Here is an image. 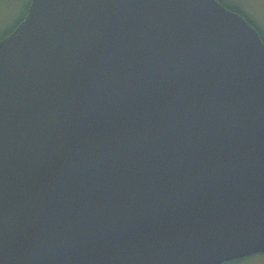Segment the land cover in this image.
<instances>
[{
  "label": "water",
  "instance_id": "obj_1",
  "mask_svg": "<svg viewBox=\"0 0 264 264\" xmlns=\"http://www.w3.org/2000/svg\"><path fill=\"white\" fill-rule=\"evenodd\" d=\"M264 254V41L218 0H32L0 41V264Z\"/></svg>",
  "mask_w": 264,
  "mask_h": 264
},
{
  "label": "rangeland",
  "instance_id": "obj_2",
  "mask_svg": "<svg viewBox=\"0 0 264 264\" xmlns=\"http://www.w3.org/2000/svg\"><path fill=\"white\" fill-rule=\"evenodd\" d=\"M31 0H0V37L13 28L26 14ZM249 16L264 28V0H238ZM252 260L243 264H264V254H257Z\"/></svg>",
  "mask_w": 264,
  "mask_h": 264
},
{
  "label": "trees",
  "instance_id": "obj_3",
  "mask_svg": "<svg viewBox=\"0 0 264 264\" xmlns=\"http://www.w3.org/2000/svg\"><path fill=\"white\" fill-rule=\"evenodd\" d=\"M219 2H221L226 8L230 9V10H233L235 12H239V13H242V11H240L241 9L239 8V6L235 5V4H230V2H238V0H218ZM32 0L30 1L29 5H28V8H27V12L26 14L17 22V24L11 28L10 30H8L4 35H2L0 37V41L3 40L4 38H6L8 35H10L12 32H14V30L18 27V25L24 20V18L26 17L27 13H28V9H29V6L31 4ZM240 10H239V9ZM249 257H246L244 259H237V260H233V261H229V262H225L223 264H238L240 262H242L243 260H246L248 259Z\"/></svg>",
  "mask_w": 264,
  "mask_h": 264
},
{
  "label": "flooded vegetation",
  "instance_id": "obj_4",
  "mask_svg": "<svg viewBox=\"0 0 264 264\" xmlns=\"http://www.w3.org/2000/svg\"><path fill=\"white\" fill-rule=\"evenodd\" d=\"M221 3V2H220ZM235 4V5H237V6H239V8L241 9H239L240 11H242V13H239V14H241V15H243L244 17H245V19L252 25V26H254L258 31H259V33H260V35H261V37H262V39H263V41H264V28L258 23V21H256L255 20V17H251V16H249L245 11H243V9H242V6L238 3V2H230V4ZM233 11V10H232ZM257 256H261V255H253V256H250L248 259H246V260H243L242 262H240V263H238V264H243V263H246L247 261H249V260H252V259H254L255 257H257ZM244 259V258H243Z\"/></svg>",
  "mask_w": 264,
  "mask_h": 264
}]
</instances>
